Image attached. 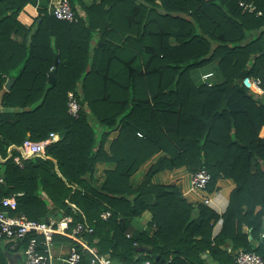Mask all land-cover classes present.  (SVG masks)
<instances>
[{
	"label": "trees",
	"instance_id": "obj_1",
	"mask_svg": "<svg viewBox=\"0 0 264 264\" xmlns=\"http://www.w3.org/2000/svg\"><path fill=\"white\" fill-rule=\"evenodd\" d=\"M62 1L76 20L45 7L28 26L20 13L38 0H0V200L24 192L17 211L30 219L45 220L56 206L53 216L94 226L81 237L112 264H158V255L167 264H237L242 248L264 256V99L243 83L252 76L264 89V0H244L262 15L240 0ZM210 66L219 77L212 84L199 74ZM70 92L81 104L78 117L69 112ZM51 132L57 141L45 154L24 167L15 162L24 140ZM155 156L134 186L132 177ZM101 161L116 165L98 186ZM182 167H206L209 192L221 178L235 182L223 214L189 201L176 184L154 182ZM146 211L151 220L139 228ZM55 241L75 244L62 235ZM80 251L78 264H89L92 253ZM10 252L0 240V264H9Z\"/></svg>",
	"mask_w": 264,
	"mask_h": 264
},
{
	"label": "built area",
	"instance_id": "obj_2",
	"mask_svg": "<svg viewBox=\"0 0 264 264\" xmlns=\"http://www.w3.org/2000/svg\"><path fill=\"white\" fill-rule=\"evenodd\" d=\"M239 4L245 11L262 15V12L258 11L253 3L240 0ZM49 13L60 20H76V12L68 1L54 4L49 8ZM212 76V72L203 74L202 82L212 84L209 82ZM243 83L254 93L260 96L264 95V89L259 78L246 76ZM69 98V112L72 116L78 117L81 104L73 92L69 93ZM139 135L142 134L139 133ZM56 141L57 135L54 132H51L49 137L43 140L27 138L23 142L21 155L16 156L15 162L20 167H24L26 159L38 154H45L47 147ZM211 179V173L206 167L198 169L191 176L192 189L198 192L206 191ZM3 182L4 177L0 174V184ZM22 195H24V192H18L0 200V240L5 241L12 251H16L20 244L27 241V246L23 250L22 264H55L56 259L60 260L62 264H78L82 259L80 246L92 253L93 258L89 264H112L109 254H100L97 247L91 246L81 237L85 233H94V226H88L83 222H75L72 215H64L62 218L52 216L45 220L30 219L26 214L17 211V197ZM204 202L208 204L210 199H204ZM111 216V210H105L101 213L104 220L109 219ZM56 235H62L75 241V244L69 245L67 254L58 258L55 257L53 252ZM128 236H131V234H128ZM226 248L231 251L229 246H226ZM235 260L237 264H264V256L256 251H246L243 248L237 251ZM139 264H152V262L146 260Z\"/></svg>",
	"mask_w": 264,
	"mask_h": 264
},
{
	"label": "crops",
	"instance_id": "obj_3",
	"mask_svg": "<svg viewBox=\"0 0 264 264\" xmlns=\"http://www.w3.org/2000/svg\"><path fill=\"white\" fill-rule=\"evenodd\" d=\"M62 0H38L37 5H28L24 8V10L20 13V19L23 23L26 25H31L35 18L39 15V9L47 7L48 9L53 6L56 3L61 2ZM90 1L100 2L101 0H84L87 4L90 3ZM135 1L136 4H139L138 0H132ZM109 9V5L105 7V10ZM79 13L82 17H86V13L82 7L78 6ZM213 72L209 70L202 69L200 70V79L202 77V74ZM12 79V78H8ZM7 83V82H6ZM14 83V81H13ZM13 85V84H12ZM11 85V86H12ZM262 99H264V95L261 96ZM2 109L0 105V110ZM118 135V132H113L110 136L109 142L115 138ZM261 136H264V127L261 130ZM109 142L107 143V146H109ZM157 156L151 158L146 163H144L139 171L132 177V184L134 186H138L145 178L146 173L148 172L149 168L151 167L152 163L155 162ZM116 164L111 162H98L96 166V172H95V183L98 186H101L107 179L106 170L114 167ZM191 176L192 173H190L188 170H186L184 167L177 168L174 170H164L159 173H157L154 176V182L156 183H163V184H176L180 190V192L183 194L185 198H187L189 201L193 203H201L204 202V199H210V202L207 204L216 211H218L220 214H223L230 202V194L234 187L236 186L235 182L231 179H225L221 178L219 179L217 186L218 189H216L214 192H209L208 190L198 192L194 189H192L191 185ZM151 220V212L146 211L137 221V227H146L147 223ZM223 224V219H220L219 222L216 224L214 228V234H218L221 231ZM69 247V243H63V242H56L54 248H57L58 253L55 255L56 258L59 256H65L67 254ZM53 248V252H54ZM23 250L19 249L16 251L10 252L8 255L9 264H22L23 263ZM55 254V253H54ZM62 262L60 260L55 261V264H58Z\"/></svg>",
	"mask_w": 264,
	"mask_h": 264
},
{
	"label": "water",
	"instance_id": "obj_4",
	"mask_svg": "<svg viewBox=\"0 0 264 264\" xmlns=\"http://www.w3.org/2000/svg\"><path fill=\"white\" fill-rule=\"evenodd\" d=\"M57 63H58V60L56 61V64ZM49 79H50V82H54V80H55V69L52 70L51 73L49 74ZM13 81H14L13 79H9L7 81V83H6V88L7 89L11 88V85L13 84ZM56 211H57V207L55 206L49 211L48 218L52 217ZM59 217L62 218L63 216L60 215ZM226 246H229V244L227 243ZM155 260H156V262L158 264H167L166 259L163 258L161 255L156 256Z\"/></svg>",
	"mask_w": 264,
	"mask_h": 264
},
{
	"label": "rangeland",
	"instance_id": "obj_5",
	"mask_svg": "<svg viewBox=\"0 0 264 264\" xmlns=\"http://www.w3.org/2000/svg\"><path fill=\"white\" fill-rule=\"evenodd\" d=\"M93 1H90V3H92ZM90 3H88V4H90ZM87 17V16H86ZM206 71L207 70H209V71H213L212 73H213V76L210 78V83H214V82H217L218 81V79H219V77H218V75H217V73L212 69V67L210 66V68H208V69H205ZM204 74H206V73H204ZM202 76H203V74H202ZM201 81H203L202 80V77H201V79H200ZM263 96V95H262ZM3 243L5 244V241H3ZM54 255H56L57 253H58V250H57V248H54ZM58 264H61V263H59L58 262Z\"/></svg>",
	"mask_w": 264,
	"mask_h": 264
}]
</instances>
